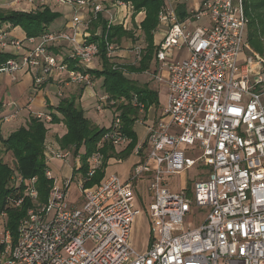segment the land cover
<instances>
[{
  "label": "built area",
  "instance_id": "2783aa9c",
  "mask_svg": "<svg viewBox=\"0 0 264 264\" xmlns=\"http://www.w3.org/2000/svg\"><path fill=\"white\" fill-rule=\"evenodd\" d=\"M52 1L73 9L70 20L25 40L0 30V49L12 46L18 52L0 73L15 80V73L32 72L35 93L54 80L60 96L63 86H93L87 70L100 60L103 28L129 30L142 13L122 0ZM166 1L158 14L153 71V79L166 85V103L131 152L137 161L126 178L105 173L106 167L99 183L86 187L102 170L101 152L93 153L85 174L75 173L78 206L68 201L73 178L56 183L46 167L45 176L53 181L47 200L37 203L31 179L26 195L35 206L20 222L15 241L2 235L0 264H264V56L247 51L243 0ZM20 3L29 11L46 4L8 1ZM35 39V48L20 52L24 41ZM102 41L112 63L119 47L106 37ZM63 48L69 54L63 55ZM142 52L143 47L132 50L135 61ZM132 104L144 112L135 99ZM114 105L107 96L98 100L96 111L109 109L112 118L97 149L107 145L118 154L130 140ZM33 115L50 121L46 113ZM68 155L55 144L44 146L45 161ZM194 167L195 180L171 191L169 179ZM144 182L150 199L145 212L136 206L138 184ZM142 214L150 238L140 252L130 235Z\"/></svg>",
  "mask_w": 264,
  "mask_h": 264
},
{
  "label": "trees",
  "instance_id": "16d2710c",
  "mask_svg": "<svg viewBox=\"0 0 264 264\" xmlns=\"http://www.w3.org/2000/svg\"><path fill=\"white\" fill-rule=\"evenodd\" d=\"M129 2L134 13H143V18L137 25L129 30L121 26L103 28L102 38L106 37L109 43L119 45L124 38H133V33H142L144 46L140 61L137 65L115 67L104 55L102 38L100 44V69H88L92 77L103 78L101 89L103 96L115 102V108L119 112L122 133L130 140L127 149L122 153H114L111 146L97 149L105 128H99L84 116V111L77 102L80 95H71L60 99L55 106L47 105L50 121L36 118L33 114L23 121L15 130L5 137L0 138V233L8 231L12 241L17 238L18 224L24 219L27 211L35 206V203L26 195L27 183L35 179L34 186L37 192V203L43 204L47 200L52 179L45 176L46 163L44 159V146L50 128L47 123L61 125L65 132L56 138L57 146L62 150H72L73 156L80 159V167L74 173L87 171V160L96 151H100L102 170L85 185L91 187L102 179L104 169L110 159L125 160L138 143V138L133 126L138 119V109L133 106L132 100L143 106L144 111L158 104V94L146 85H136L132 80L124 77V73L141 74L148 69L155 51V33L158 28V14L164 6L163 0H122ZM243 10L247 18V42L254 51L262 50L264 42V0H243ZM43 10L5 11L0 12V30L9 32L11 29H19L26 38H37L43 33L55 30L52 23L61 15L51 12V6L43 5ZM65 22V21H64ZM64 24V23H63ZM23 39V40H25ZM98 40V38L93 37ZM263 56V55H262ZM14 54L3 52L0 49V66L8 59L15 58ZM118 103V105H116ZM82 150L81 155L79 154ZM3 154V155H2ZM9 154L11 164L4 160V155ZM21 177L22 181L15 184L13 178ZM21 202L17 204L19 201ZM2 234V235H3ZM1 241V239H0ZM2 244L0 243V253Z\"/></svg>",
  "mask_w": 264,
  "mask_h": 264
},
{
  "label": "rangeland",
  "instance_id": "374dc122",
  "mask_svg": "<svg viewBox=\"0 0 264 264\" xmlns=\"http://www.w3.org/2000/svg\"><path fill=\"white\" fill-rule=\"evenodd\" d=\"M9 0H0V12L5 11H22L27 10L26 12H29V9L24 4H8ZM166 4L168 3L166 0H163ZM46 4L51 6V12H57L61 15V17L57 20H55L51 28L57 29L62 27L64 21L70 20L73 9L70 7H58L53 4L52 0H45ZM44 7L38 8L34 7L32 10H43ZM142 13V12H140ZM139 18H143V13L140 14ZM138 18V19H139ZM131 27L133 26L130 25ZM10 35L13 38L14 35L22 36V32L18 31L16 29H11L9 31ZM14 34V35H13ZM247 29H246V36L245 41L246 45L248 46L249 52L256 53L260 56H264V42L262 43V50L261 51H254L251 46L247 42ZM18 39V38H17ZM20 40V39H18ZM159 40V37L156 36V41ZM39 43L38 39L34 40L33 44H30L28 41H24L22 43V49L20 52L24 50V47L32 49L35 48ZM143 47L144 41L142 33L134 32L133 38H124L122 39V42L118 45V54L120 55L114 59H112V63L118 64L117 66H126V65H137L138 61H135V57H133L132 50L135 47ZM1 48V47H0ZM3 52L15 54L18 52H15L12 46H6L2 48ZM62 53L69 54V51L65 48L62 49ZM185 51L180 52L179 58L185 57ZM58 60H60L59 57H57ZM95 69L101 68V62L100 60H96L94 62ZM125 78L132 80L135 82V84L138 85H146L149 89L157 91L158 94V104L155 106H152L149 111V121L152 117L157 116L156 120L160 118L161 110L164 107L166 103V87L165 84L162 82H157L155 79H153V68L150 66V69L148 72H144L141 74H123ZM15 80H12L11 76H9L6 73H0V138L5 137L8 132L14 130L19 125L25 121V119L28 117L29 111H27L26 105L29 102V97L31 94H33L35 91L32 88V76L30 73L22 75L19 73H15L13 75ZM103 82V78H95L93 80V86L90 88H80V87H69V90L66 88L64 89V97H68L71 95L79 96V99L77 102L80 104L81 108L84 111V116L93 121L97 124L99 128L107 127L108 124L111 121L112 118V111L109 109H105L103 112L98 113L96 111V106L98 104V100L101 96H103V91L101 89V84ZM45 86L41 87L39 91H44ZM38 91V92H39ZM69 91V92H68ZM49 92H51L49 90ZM54 95V94H51ZM56 97V96H54ZM56 99H53L55 101ZM59 102V101H58ZM56 102V105L58 104ZM31 104V103H30ZM29 104V105H30ZM48 103L46 104V106ZM118 105V103L116 104ZM33 109H37L38 106L34 104ZM141 118V117H138ZM155 120V118H154ZM61 126V125H59ZM47 127L50 128L49 134L53 138H56V135H61V130L58 129V125L47 123ZM134 131L136 135L139 138V142L142 141L144 138V134L146 133L145 129L139 125L135 124ZM61 137V136H60ZM59 138V137H58ZM51 142V141H50ZM58 145V144H57ZM56 145V146H57ZM2 148V145L0 143V149ZM62 150V149H61ZM64 152H69V155L65 159H51L50 161H45L47 168L50 170L51 177L55 179V182L57 183L60 179H67L71 177V170L73 168L77 167L80 164V159H76L73 156V149L72 150H62ZM82 150H80L79 154L81 155ZM191 157H194L191 155ZM4 160L8 164H11V159L9 154L4 155ZM111 160V159H110ZM137 161V157L134 155L129 156L125 160L117 161L116 159H112L109 161L108 166L105 170V173H115L121 178H125L128 174L129 168ZM76 175V174H74ZM197 177V169L196 167L188 170L187 172L181 174L180 176H172L169 179V188L171 191H178L180 189H183L186 185L190 184L192 181L195 180ZM76 179L75 176L70 184L69 191H68V201H70L72 198L79 197V192L77 191L76 187ZM147 189V183H139L138 189L136 191V198L137 203L136 206L141 209V211L145 212L147 211L148 204L150 203V199L146 192ZM72 204V203H71ZM74 206H78L79 202L77 204H73ZM25 218V217H24ZM20 224V223H19ZM18 224V227H19ZM17 227V230H18ZM5 233H8L5 232ZM3 232L0 233V239L3 240L2 236ZM10 236V234L8 233ZM11 237V236H10ZM150 238L149 234V222L145 215H139L135 218L134 222L131 225V235H130V242L131 245L138 251H143L145 249V244Z\"/></svg>",
  "mask_w": 264,
  "mask_h": 264
},
{
  "label": "crops",
  "instance_id": "0c3cea01",
  "mask_svg": "<svg viewBox=\"0 0 264 264\" xmlns=\"http://www.w3.org/2000/svg\"><path fill=\"white\" fill-rule=\"evenodd\" d=\"M16 30H18V31H21V30H19V29H16ZM22 32V31H21ZM14 35V34H13ZM157 36V35H156ZM156 36H155V41H156ZM14 37H16V38H18V39H20V40H23V39H25V36H24V33L22 32V36H20V38L16 35H14ZM158 37V36H157ZM158 41V40H157ZM156 41V42H157ZM154 53H155V51H154ZM119 56V55H118ZM155 64H156V62H155V59H154V54H153V57H152V60H151V62H150V64H149V66H148V69L145 71V72H148L149 71V69H150V66H152V68H153V71H154V68H155ZM28 73H30L31 74V76H32V82H33V74H32V72H19V74H21V76L22 75H25V74H28ZM144 73V72H143ZM52 81V84H48V85H46L45 86V89H44V91H39V92H37V93H33V94H31L30 95V97H29V99L30 100H32L31 101V104L30 105H26V108H27V111H29V114H33V112H42V113H45L46 111L48 112V109H47V106H46V104L48 103V105H50V106H55L56 105V102H58L60 99H63V98H66V97H64V89L66 88L67 90H69V87H71V86H68V87H62V90H61V95L59 96L58 94H57V88H56V81H54V80H51ZM134 82V81H133ZM135 83V82H134ZM165 84V83H164ZM136 85H138V84H136ZM139 86H142V85H139ZM165 87H166V85H165ZM49 90L51 91V92H49ZM70 91V90H69ZM68 91V92H69ZM71 92V91H70ZM157 92V91H156ZM166 92H167V89H166ZM51 94H54V95H51ZM54 96H56V97H54ZM69 96V95H68ZM53 99H56L55 101H53ZM34 104H36L37 106H38V108L37 109H33V105ZM152 107V106H151ZM151 107L147 110V112H143V113H139L138 112V117H141V118H138L137 120H136V122H135V124H139V125H141L144 129H145V127H146V125H149V124H151L153 121H156V117L157 116H154V117H152L151 118V120L149 121V111H150V109H151ZM29 114H28V116H29ZM154 118H155V120H154ZM91 121V120H90ZM91 123H93L94 125H96L97 126V124L96 123H94L93 121H91ZM135 124H134V126H135ZM109 125V124H108ZM134 126H133V130H134ZM104 128H106V127H104ZM16 129V128H15ZM14 129V130H15ZM58 129H60L61 130V135L60 136H62L63 134H64V132H65V129H64V127L63 126H59L58 125ZM13 131V130H12ZM12 131H10V132H8L7 133V135L9 134V133H11ZM145 131H146V129H145ZM6 135V136H7ZM60 136H58V135H56V138L57 137H60ZM52 137L53 136H51L49 133H48V136H47V139H46V143H51V144H55V145H57V142H56V138H53L52 139ZM144 137H145V134H144ZM137 138H138V136H137ZM51 141V142H50ZM138 142H139V138H138ZM3 155V154H2ZM76 159H78V158H76ZM111 161V160H110ZM77 167H75V168H73V170H71V178H74L75 177V173H74V170L76 169ZM130 169V168H129ZM128 173H129V170H128ZM127 176V175H126ZM126 178V177H125ZM70 203H72V204H77L78 202H79V198L77 197V198H72L70 201H69Z\"/></svg>",
  "mask_w": 264,
  "mask_h": 264
}]
</instances>
